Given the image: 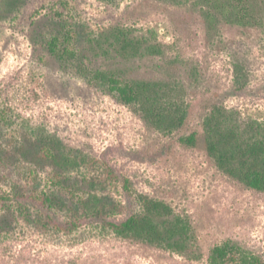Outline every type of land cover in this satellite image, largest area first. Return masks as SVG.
<instances>
[{
  "label": "rangeland",
  "instance_id": "1",
  "mask_svg": "<svg viewBox=\"0 0 264 264\" xmlns=\"http://www.w3.org/2000/svg\"><path fill=\"white\" fill-rule=\"evenodd\" d=\"M55 1L0 0V106H10L17 120L43 126L74 148L105 155L121 182L130 178L134 189L188 216L202 257L100 230L81 239H49L24 227L0 235V264H209V249L226 238L264 252V193L218 169L202 135L195 147L177 143L178 136L199 129L214 105L264 122V23L243 28L222 20L210 27L203 0H67L91 30L128 26L160 42L161 57L118 65L129 76L171 81L190 102L185 125L165 134L37 45ZM237 60L247 73L245 87L235 79ZM115 193L131 204L121 189Z\"/></svg>",
  "mask_w": 264,
  "mask_h": 264
},
{
  "label": "trees",
  "instance_id": "2",
  "mask_svg": "<svg viewBox=\"0 0 264 264\" xmlns=\"http://www.w3.org/2000/svg\"><path fill=\"white\" fill-rule=\"evenodd\" d=\"M203 2L210 27L222 20L243 28L264 23V0ZM48 15L46 30L36 41L48 56L127 107L147 126L172 134L185 125L191 104L178 86L160 78L129 76L118 65L161 57L160 42L128 26L91 30L76 18L67 0L53 2ZM235 75L245 87L247 73L239 60ZM201 135L218 169L264 193V122L246 118L236 108L214 105L199 129L178 136L177 143L195 147ZM120 182L105 155L74 148L43 126L17 120L10 106H0V235L31 227L49 239H81L89 230H100L188 258L202 257L188 216L134 189L130 178ZM118 189L130 205L116 195ZM126 211L127 216L116 218ZM207 261L264 264V252L226 238L209 249Z\"/></svg>",
  "mask_w": 264,
  "mask_h": 264
}]
</instances>
